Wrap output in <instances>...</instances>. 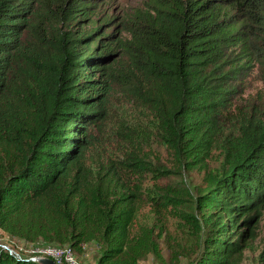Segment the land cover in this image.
Masks as SVG:
<instances>
[{"label":"trees","instance_id":"1","mask_svg":"<svg viewBox=\"0 0 264 264\" xmlns=\"http://www.w3.org/2000/svg\"><path fill=\"white\" fill-rule=\"evenodd\" d=\"M113 1L0 0V230L23 244L77 249L94 241L98 264H139L160 252L166 229L139 224L137 192L122 186L117 194L116 183L84 164L111 87L122 84L156 110L178 170L200 169L209 117H225L252 74L264 85V0H146L118 24ZM47 9L66 30L45 37L39 28L52 56L36 62L23 35ZM27 66L43 69V80L16 81ZM257 112L228 168L196 194L164 186L149 196L156 222L183 215L192 228L188 251L172 253L169 264L183 254L190 264H241L255 242L264 212V95ZM0 264L38 263L0 248Z\"/></svg>","mask_w":264,"mask_h":264},{"label":"rangeland","instance_id":"2","mask_svg":"<svg viewBox=\"0 0 264 264\" xmlns=\"http://www.w3.org/2000/svg\"><path fill=\"white\" fill-rule=\"evenodd\" d=\"M145 1L115 0L111 4L109 14L113 15L114 23L118 24L124 14L142 6ZM44 15V19L40 16L39 21L34 22V26L36 23L34 29L23 35L28 45V53L36 62H45L52 56L48 43L38 41L39 28L45 27V37H54L58 31L66 30L63 25L53 19L54 12L47 9ZM41 20L44 25L40 24ZM44 75L45 71L39 66L30 68L27 66V68L23 67L16 81L22 78L30 84H36L43 80ZM263 89L264 85L257 73L248 77L237 93L232 96L226 116L213 113L209 117L212 128L205 139L211 146L203 166L200 169L186 167L178 170L177 162L173 159L171 152L161 142L159 134L161 129L156 110L146 106L142 99L139 100L138 96L122 84L111 87L110 95L105 103V117L91 130L93 140L85 152L84 164L92 169L96 179L99 176L106 180L111 179L113 184L116 183L117 194L123 191L122 186L128 188L130 192L133 190L137 192V196L141 198L136 213V221L139 224L151 227L153 223H156V233L159 232L161 225L163 229H166L160 239V252L155 256H147L139 264H169L172 253L188 251L192 233L190 223L182 217L183 215L181 217L166 216L156 222L149 196L159 194L164 186H184L191 193L196 194V188H203L209 176L227 169L231 157L244 138L241 130L252 123V119L256 117L255 113L262 104ZM156 169L167 172L163 174L155 171ZM183 211L188 210L183 209ZM263 238L264 212L258 225L257 238L250 249L244 252L241 264H257ZM0 243L14 246L20 242L15 238H9L0 230ZM73 251L79 264H98L101 247L97 242L88 241L82 243L77 249L74 248ZM191 259V257L185 258V254L180 255L178 264H190Z\"/></svg>","mask_w":264,"mask_h":264},{"label":"built area","instance_id":"3","mask_svg":"<svg viewBox=\"0 0 264 264\" xmlns=\"http://www.w3.org/2000/svg\"><path fill=\"white\" fill-rule=\"evenodd\" d=\"M0 248L16 258H27L33 261L35 258H47L54 264H79L73 249L68 246L54 244H23L14 246L1 244Z\"/></svg>","mask_w":264,"mask_h":264},{"label":"water","instance_id":"4","mask_svg":"<svg viewBox=\"0 0 264 264\" xmlns=\"http://www.w3.org/2000/svg\"><path fill=\"white\" fill-rule=\"evenodd\" d=\"M33 261L37 262L38 264H54L50 259L47 258H35Z\"/></svg>","mask_w":264,"mask_h":264}]
</instances>
